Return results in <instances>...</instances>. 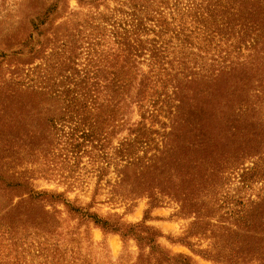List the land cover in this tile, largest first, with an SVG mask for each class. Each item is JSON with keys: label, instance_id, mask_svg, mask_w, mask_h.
Masks as SVG:
<instances>
[{"label": "trees", "instance_id": "1", "mask_svg": "<svg viewBox=\"0 0 264 264\" xmlns=\"http://www.w3.org/2000/svg\"><path fill=\"white\" fill-rule=\"evenodd\" d=\"M108 1L114 0H77L78 8L70 10L66 0H36L27 36L19 40L17 35L15 48L1 53L0 59L28 57L48 63L45 69L19 70L17 85L60 106L50 122L54 130L59 123L60 131H70L72 138L65 146L85 154L107 144L116 156L110 163L123 168L118 178L122 184L131 181L138 198L156 191L157 196L189 201L187 182L180 193L170 185L160 192L159 187L153 191L145 185L159 181V169L174 165L171 157H162L165 141L147 155L155 143L152 136L160 133L154 126L161 121L164 139L189 113L207 119L210 126L200 119L199 131L219 140L211 144L212 137H207V145L204 140L201 147L217 156L221 143L225 149L223 142L234 136L236 120L247 113L258 121L264 117V0H118L113 8ZM52 70L59 75L54 77ZM27 79L33 85L25 86ZM223 79L228 88L237 89L232 93L236 99L228 100L231 95L218 91ZM49 81L53 84L47 88ZM258 131L264 135L262 124ZM143 151L144 160L139 159ZM220 163L209 160L205 172L214 176ZM193 177L199 184L206 181L203 171L187 173L183 180ZM11 186L26 190L28 196L0 213V264H76L75 254L64 248L76 233L61 231L57 205L109 230L108 223L88 209L72 207L61 194L36 192L19 181ZM156 199L152 208L160 205ZM139 228L129 226L125 233L117 227L111 232L125 241ZM144 232L149 248L158 254L156 264H189L186 256H172L160 248L156 237L161 234L151 228ZM137 264H144V259Z\"/></svg>", "mask_w": 264, "mask_h": 264}, {"label": "rangeland", "instance_id": "2", "mask_svg": "<svg viewBox=\"0 0 264 264\" xmlns=\"http://www.w3.org/2000/svg\"><path fill=\"white\" fill-rule=\"evenodd\" d=\"M39 2L0 0V54L15 48L17 35L19 40L27 36L32 8ZM66 4L70 10L78 8L77 0H66ZM117 4L118 0L107 3L110 8ZM0 62V213L27 198L26 190L11 186L19 181L36 192L61 194L72 207L97 215L109 224V230L103 231L85 217L80 219L63 205L56 206L61 213V231L76 233L72 242L64 245L75 254L76 264H137L140 257L144 264H156L158 254L149 248L145 228L162 235L156 237L160 248L172 256H186L189 264H264V135L258 131L261 124L264 126V117L258 121V117L247 113L236 120L231 132L234 136L229 135L228 143L223 142L225 149L221 143L217 156L201 147L204 140L207 145L208 138L212 137L211 144L219 140L208 136L203 128V133L199 131V120L208 127L209 120L195 114L189 117V113L164 139L161 121L156 122L154 129L160 133L152 136L155 143L147 149V155L154 153L157 143L165 141L162 157H171L174 165L159 169L155 176L159 181L148 180L145 185L153 191L159 187V192L170 185L180 193L187 182L191 196L184 202L164 193L157 196L154 191L138 198L131 181L122 184L118 178L123 168L110 163L116 156L107 144L100 151L90 148L85 154L69 149L65 143L72 138L67 135L70 131H60L59 123L54 130L50 122L60 106L44 95L31 94L27 88L19 90V70L45 69L48 63L44 65L39 58L10 56ZM52 73L54 77L59 75L55 70ZM28 80H24L25 86L33 85ZM35 82L42 83L38 77ZM45 84L48 88L53 82ZM219 84L218 91L231 95L228 100L236 99L232 93L237 89L228 88L225 79ZM255 87L253 84L252 89ZM203 134L207 136L203 138ZM144 155L145 151L139 152V159L144 160ZM215 158L222 163L211 176L213 172H205L209 168L205 164ZM198 164L202 169H196ZM202 171L204 183L199 184L197 177L183 180L187 173ZM170 176L172 181H168ZM161 180L164 183L160 185ZM154 198L160 205L152 208ZM137 225L142 228L128 234L125 241L111 232L118 227L126 233L129 226ZM66 259H71L70 254Z\"/></svg>", "mask_w": 264, "mask_h": 264}]
</instances>
